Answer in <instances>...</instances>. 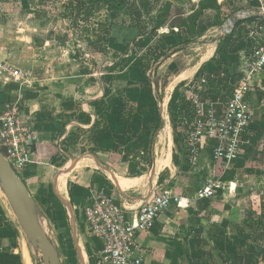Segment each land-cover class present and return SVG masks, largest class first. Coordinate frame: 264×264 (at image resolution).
I'll return each instance as SVG.
<instances>
[{"label": "crops", "instance_id": "crops-1", "mask_svg": "<svg viewBox=\"0 0 264 264\" xmlns=\"http://www.w3.org/2000/svg\"><path fill=\"white\" fill-rule=\"evenodd\" d=\"M182 1L176 6L185 12L187 0ZM200 1L192 0L193 10L164 18L153 34H146L159 46L147 56H153V61L158 55L167 56L155 61V79L150 78L147 68L138 72L132 66L125 73L116 72L114 66L98 73L97 69L89 71L88 63L80 58L69 56L66 60L57 55L51 62V50L44 47L38 55L34 48L25 49L17 43L19 49L11 52L7 43L0 41V58L27 77L26 83H3L0 100L17 103L29 126L32 162L19 178L31 201L30 215L46 234L45 227L56 237L52 240L47 236L59 264H108L103 242L91 234L84 215L89 198L100 192L123 206L129 219L159 192L189 200L185 210L171 206L147 232L136 233L144 264H244L245 256L261 259L257 254L260 242L250 221L258 219L255 210L264 202V71L251 81L260 118H253L251 110L241 154L225 174L219 170L221 162L213 159V143L209 141L204 143L196 164L188 162L185 130L190 120L180 118L175 104L180 97L189 102L185 92L199 77L212 78L208 75L214 70L211 59L223 40L213 34L226 18L264 0H218L220 11H204V28L194 37L215 40L190 53L183 43L193 35L188 18ZM180 18L185 23L179 24ZM238 30L235 54L229 50L224 56L228 71L219 68L212 78L216 81L226 74L232 90L242 77L240 67L234 73L230 69L234 60H241L244 46L240 26ZM190 44L195 45V41ZM87 48L77 54L102 58L106 51L99 42ZM208 51L210 55L205 58ZM157 113L160 126L154 132ZM182 120L185 126H177ZM223 176L231 180L222 182ZM212 177L220 179L217 197L196 200L200 187ZM0 193V264H24L22 245L14 238L17 217L1 187Z\"/></svg>", "mask_w": 264, "mask_h": 264}, {"label": "built area", "instance_id": "built-area-1", "mask_svg": "<svg viewBox=\"0 0 264 264\" xmlns=\"http://www.w3.org/2000/svg\"><path fill=\"white\" fill-rule=\"evenodd\" d=\"M241 27L243 49L240 60L242 77L232 94L223 97L220 107L208 95L210 77H199L185 95L193 108V117L185 130V155L190 164H196L205 142L213 143L214 161L221 162L225 174L238 160L251 122V81L264 71V3L236 10L217 30L225 38ZM27 82V77L6 59L0 58V97L3 83ZM214 95V94H212ZM220 97V96H219ZM31 132L17 103L0 100V152L19 177L32 162ZM221 188L220 179L213 177L200 187L196 200H211ZM189 200L167 191L155 194L150 203L132 218L125 214L112 197L100 192L91 196L84 209L85 220L92 235L103 242V254L108 264H144L143 250L135 241L136 233L147 232L155 220L171 206L188 208Z\"/></svg>", "mask_w": 264, "mask_h": 264}, {"label": "rangeland", "instance_id": "rangeland-1", "mask_svg": "<svg viewBox=\"0 0 264 264\" xmlns=\"http://www.w3.org/2000/svg\"><path fill=\"white\" fill-rule=\"evenodd\" d=\"M191 1L187 0L185 2L184 9L186 11L181 12V10H178L176 3H183L182 0H0V38H2L0 41L7 43V47L11 52L19 49L16 47L17 43H22L23 46H26L25 49L31 50V48H34L35 53H40V55L44 47V49L51 50V56H49L51 62L54 61V57L57 55H61L60 57L66 60L69 56L80 58L88 63L87 69L89 71L97 69L98 73H104L106 67L112 68L114 66H116V72L121 70L125 73L128 69L132 70V66L136 67L138 72L147 68L149 69L148 75L150 78L155 79L156 75H153V70L157 66L153 61V56L147 55L150 51L159 50V46L154 39L152 41L147 39L145 33L152 29L151 26L159 18L163 20L193 10L195 4H192ZM202 18L194 17L188 20L187 26L193 33L189 40L191 42L195 41V45H185L184 43L183 45L185 48L191 49L190 53H193L192 49L202 47L205 44L204 42L215 40V38L208 36L206 39L201 37L196 40L197 38H194L196 32L200 33L201 29L204 28L205 21L201 22ZM139 21L141 23L140 30L136 28L139 26ZM177 22L179 24L185 23L182 18ZM199 22H201V26L198 24ZM234 34H239L237 28ZM213 35H216L217 39L218 33L216 32ZM101 36L104 38L99 40ZM22 38H26V41H23ZM233 39L235 38H231L232 42ZM98 42L102 43L106 49L102 58H90L91 56H87L88 58L84 56V58L77 54L78 50L84 51L86 49L88 51L87 47L90 48L92 43ZM233 45L234 42L228 49L222 47L220 50H216L214 57L211 59L214 70L208 71V75L216 76L214 74L215 66H217L215 63H219L220 68L228 71L225 68L227 62L224 56L228 54L229 50L232 52L236 49L233 48ZM108 53L110 55H107ZM232 54H235V52H232ZM127 56H132V58L126 60ZM43 60L45 59H39V61ZM222 63H224V66ZM240 65V57H238L236 62L235 60L232 62L230 69L234 73ZM254 95L255 89L252 87L250 92L252 104L250 107L252 113H254L253 118L258 119L261 110L259 103L255 101L254 104L253 102ZM215 97L220 98L216 100V104L220 107L224 96L215 95ZM180 123L185 126L183 120ZM261 189L263 193L264 184ZM27 208L30 209L29 205ZM256 209L255 216L258 219H252L250 222L253 225V231H255L254 235L260 242L257 254L261 259L253 258L250 264H264L262 258L264 257V202L263 207ZM15 227L17 229L14 235L15 243L21 244L22 248L26 247L32 264H43L44 259L37 242L25 235L16 218ZM45 230L47 231L46 236L49 235L52 240H55V235L46 227ZM20 258V261H22V256Z\"/></svg>", "mask_w": 264, "mask_h": 264}, {"label": "water", "instance_id": "water-1", "mask_svg": "<svg viewBox=\"0 0 264 264\" xmlns=\"http://www.w3.org/2000/svg\"><path fill=\"white\" fill-rule=\"evenodd\" d=\"M0 187L16 215L25 235L37 242L43 264H58L57 251L40 224L30 215V198L23 181L12 170L0 152Z\"/></svg>", "mask_w": 264, "mask_h": 264}, {"label": "trees", "instance_id": "trees-1", "mask_svg": "<svg viewBox=\"0 0 264 264\" xmlns=\"http://www.w3.org/2000/svg\"><path fill=\"white\" fill-rule=\"evenodd\" d=\"M210 9H212L213 11H216V12L220 11V6L218 4V0H201L198 4V9L196 11H194V13L191 15L192 17L190 16L188 18V20H190L191 18H194V17L199 19L204 14V11L210 10ZM140 21H139V26L138 27L135 26L139 30H140V26H141ZM163 22H164V19L162 20L159 18L158 21L156 20V22L153 25L154 27L152 28L153 30L151 29L152 31L150 30L148 33L151 32L153 34L163 24ZM184 26H186V25L184 24ZM144 29H145V27H144ZM188 32H189V30H188ZM148 33H145V34H148ZM231 38H235L234 33L230 36L223 38L221 45L218 46L217 49L220 50L222 47L225 49H228L233 44V42L235 44V39H233V42H232ZM190 43H191L190 40L184 41L185 45H188ZM161 57L166 58L167 56L165 54L158 55L155 57V61H158ZM215 64L217 66H215L214 74L216 73V76H217V72H218V69L220 68V65H219V63H215ZM212 78L214 79L215 76H212ZM212 78L208 81V85H207L209 94L222 95V96H228V95L232 94L233 90L230 89V87H229V77L226 74L223 76L222 79H215L216 81H212L213 80ZM225 93H227V94H225ZM115 96L120 97L121 95L116 94ZM175 106L179 110L180 118H184V121H186V122H188L189 120L191 121L192 115H193V109H192V107L188 101H186L183 97H180L177 100ZM123 108H124V106H123ZM155 121L157 122V125L154 128V132H156L160 126V124H159L160 123V117H159L158 113L155 116ZM176 124H177V126H181L180 122H176ZM228 178H230V177H224L223 176L221 178V180H222V182L231 180ZM262 196H263L262 200L264 201V189H263ZM262 258L264 260V257H262ZM252 259H253L252 256H245V263L244 264H250Z\"/></svg>", "mask_w": 264, "mask_h": 264}, {"label": "bare ground", "instance_id": "bare-ground-1", "mask_svg": "<svg viewBox=\"0 0 264 264\" xmlns=\"http://www.w3.org/2000/svg\"><path fill=\"white\" fill-rule=\"evenodd\" d=\"M211 51V50H210ZM210 51H208V53L206 54L205 58L209 57L210 55ZM212 54V53H211ZM1 194V193H0ZM9 211V210H8ZM22 255H23V262L24 264H32L31 263V260H30V257H29V254L27 252V250L25 248H22Z\"/></svg>", "mask_w": 264, "mask_h": 264}]
</instances>
